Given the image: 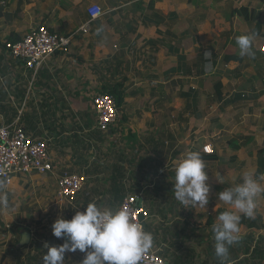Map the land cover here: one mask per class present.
Wrapping results in <instances>:
<instances>
[{
    "label": "crops",
    "instance_id": "crops-1",
    "mask_svg": "<svg viewBox=\"0 0 264 264\" xmlns=\"http://www.w3.org/2000/svg\"><path fill=\"white\" fill-rule=\"evenodd\" d=\"M93 3L100 5L102 15L90 22L88 32H79L80 26L89 20L87 7ZM236 3L237 0H0V127L19 126L30 138L46 140L52 165V172L42 177L35 173L14 176L12 184L3 187L7 199L37 177L44 182H52L57 189L58 174L65 171L82 175L85 183L71 206L74 212L83 211L90 202L101 208L115 209L127 194H138L147 212L144 230L153 236V246L149 251L162 257L166 264H195V254L208 249L210 258L204 259V255H199L200 264H221L214 252L211 231L221 212L213 209L198 213L199 206L187 209L174 198V165L187 152L179 148L184 140H180L173 131L167 133L166 130L146 138V148L152 158L148 157L146 167L142 166L143 158H140L141 161L137 158L142 131L131 126L136 117L129 112L123 113L122 102L117 108L116 122L107 131H100L96 126L92 97L114 84L121 85L124 99L135 97L131 99H135L133 102H140L141 94L146 90L144 97H149L151 101H157L158 95L150 94L172 90L169 82L162 76L157 77L158 72L155 71L147 77L138 74L127 89L123 88V82H113L114 71L121 73L120 63L112 68L110 62L128 57L132 48L141 45L144 37L152 36L158 40L153 49L144 50L142 57L147 56L150 62L165 60L169 69L178 58L180 60L184 56L187 61L190 54L195 57L199 53V61L202 62L205 52L199 51V48L195 53L190 52L195 44L203 48L212 45L214 51L210 49L209 52L221 55L228 45L234 43L238 46L236 38L248 33L249 29L251 32L259 23L260 36L257 35L254 41V54L264 58L261 49L264 45L261 39L264 32V0ZM250 16L255 19L250 20ZM40 23L52 32L69 35L70 38L66 48L50 55L33 78L32 72L26 70L21 60L10 56L6 43L18 40ZM222 24L226 26L222 30L227 31L228 38L220 42V39L212 37L211 43L207 42L204 39L205 28L211 25V29H216ZM210 36L209 33L207 38ZM86 43L87 51L84 53L83 45ZM219 45L220 50L217 48ZM88 52L90 55L87 57ZM151 67L156 68L157 64H149ZM122 77L123 81L126 80L124 74ZM137 98H140L139 101ZM152 123H157L156 118ZM164 124L166 122H163V128ZM253 160L256 165L255 150ZM165 170H169L171 176V179L165 178L167 182L158 177ZM44 182L42 187L48 188V183ZM104 190H112V195L108 196ZM116 190H120V195L115 196ZM222 190V186L216 187L217 193ZM217 193L215 196L218 198ZM219 207L222 212L229 210L228 205ZM180 209L184 212L179 215ZM11 218L7 207L0 205V252L10 242L14 243L11 238L16 237L9 224ZM201 221L207 226L200 230ZM240 227L243 231L241 236L245 239L252 230L242 224ZM19 230L16 232V243L20 239ZM247 247L240 250L246 252L244 255L252 251L251 238L250 246L245 250ZM37 249L40 253L41 247ZM231 250L233 246L229 248ZM5 253L7 258H12V253L22 257L21 251ZM229 258L228 264H234L239 259L230 257V252ZM21 261V264L27 263ZM39 264H42V259Z\"/></svg>",
    "mask_w": 264,
    "mask_h": 264
},
{
    "label": "rangeland",
    "instance_id": "rangeland-1",
    "mask_svg": "<svg viewBox=\"0 0 264 264\" xmlns=\"http://www.w3.org/2000/svg\"><path fill=\"white\" fill-rule=\"evenodd\" d=\"M241 1L245 2V0H237L236 4H239ZM223 27L226 26L222 24L216 29H211L212 26L208 25L204 30V36L206 37L204 39L211 43L212 37H214V40L220 39V42L226 37L228 38L227 31L225 29L222 30ZM240 31L243 33L245 32L243 29H240ZM248 32H250V29ZM209 33L211 36L208 39ZM217 34H219V36H217ZM192 35L194 36V34ZM262 36L263 38L261 37V39L264 41V32H262ZM151 37H144L141 41V45L132 48L128 53V57L125 59L120 61L112 60L109 64V66L112 64L113 68L114 64L120 63L119 68L122 74L114 71L115 75L113 76V82H123L124 89L129 88V85L134 82L138 74H140V77H147L151 71L158 72L156 76H162L169 82L172 89L170 92H154V94H150V96L158 95L157 101H151L149 97H144L147 90L145 93L141 94V99L137 98L138 101L140 99V102H133L135 99L133 101L131 100L135 97L123 99V113L129 112L132 116L136 117V121L131 126L142 131L140 133L142 143L137 158L139 160L143 158L142 161L140 160L141 165L146 167L148 157L152 158V156L149 155L150 153L146 148L148 143L144 140L151 135L157 136L159 133L158 131L165 132L166 130L167 133L173 131L175 135L180 137V140H184L183 143H180L179 148H183V150L187 152L199 151L201 153V146L203 144H211L213 150L216 152L219 151V154L217 153L219 159L214 162L205 163L206 171H208L209 176L207 181L210 186L209 199L205 209L200 208L198 213L205 210L211 212L213 209H221L219 206H226V204L215 196L217 193L216 187L222 186L224 189L233 187L237 183L242 182L244 173L254 174L256 169L253 160L254 150L256 157L257 149L264 147V58L254 54L253 57H242V61H230L225 64L221 61V53V55L219 54L217 56L216 64L212 66L211 69L206 70L205 62L199 61V53L195 55V57L194 54H190V58L185 61L189 64H196V67L192 70L193 75H188V73L183 74L178 71L168 72L170 68L167 69L169 66L167 61L158 60L156 62H150L147 56L142 57L144 50L153 49L156 44L155 41L158 40ZM87 39H90V37L87 36ZM191 46L190 44L189 47ZM211 46L207 47L206 45L205 48H203L202 45L195 44L190 48V52L195 53L198 48L199 51L202 52L209 51L210 49L213 52L214 46ZM231 46H235L234 48L239 54V47L234 43H232ZM217 48L220 50L221 45ZM83 49L85 53L87 51V43L83 45ZM89 55L90 53L88 52L86 56L88 57ZM139 58L141 60H139ZM138 60L140 62H138ZM178 62H180L179 58L173 62L172 67L177 66ZM149 64L151 66L157 64V67L149 68ZM202 69L207 71L206 75L211 74L212 76L220 77L223 85V97L229 100L235 92H241L244 95L242 100H239L237 103L228 102L225 104L213 98L208 99L202 92L197 96L196 103H193L192 99L182 98L181 92H186L190 86L199 88V79L205 76L199 74ZM123 74L126 77L124 81L122 79ZM180 76H182V78ZM147 79L149 80V78ZM122 110H119L121 116ZM152 115H154L153 119ZM155 118L157 123H152ZM161 120L166 122L164 128L162 126L163 122L159 123ZM125 126L130 127L129 125ZM118 129L120 130V127H118ZM250 137L251 139H248ZM232 142L241 143L240 149H234L232 147ZM168 144L165 146H168ZM116 150L117 149H115V151ZM187 152H184V155H186ZM174 164L175 163H173V165ZM217 174L223 176V184L216 181L215 177ZM43 175L44 174H40L41 177ZM158 177H161L162 181H166L165 178L171 179L169 170H165L161 175L158 174ZM43 182L42 178L37 177V179L30 180L25 185L21 184V190L18 193H13L11 197L7 199L6 207L12 217L10 219L11 223L9 222V224L14 236H16L15 238H11L12 242L15 243L17 238L16 232L19 230L16 228L19 227L30 230L32 239L29 244L22 246L18 251L15 249V245L12 246L13 243L10 242V244H7L3 251L4 253L0 252V264H21V260L27 262L26 264H39L46 251V249L43 248L45 243L49 245H59L64 242L63 238H57L53 235L52 223L58 216L70 219L72 217L70 214L74 212L73 207L67 206V204L58 205L56 202L57 189L55 185H52V182L45 181L44 183H48V188H44L41 185ZM259 182L264 185V176L259 179ZM106 191L108 192V196L112 195V190H104V192ZM215 197L217 199H214ZM178 203L180 204V202ZM180 205L181 207H185L183 204ZM186 207L187 209L195 208V205H186ZM182 212L184 211L180 209L179 215ZM215 213L218 214L217 212ZM256 214H259L264 222V194L256 199L255 215ZM202 222L204 221H201L200 230L204 226H207L205 222L204 225H202ZM251 230V233H248L245 239L242 237L237 244L233 245V250L229 251L230 257L239 258L234 264H264V230L258 228ZM242 232L243 231H241V233ZM250 238L252 239V246H256V248L253 249L252 247L251 253L244 255L240 250L244 249V246H250ZM38 244L39 247H41L40 253L37 252V250H39L37 249ZM206 250H202L201 254H195V264H200L199 255H204V259L210 258ZM6 251H21L22 257L19 258L18 255L12 253L13 257L7 258ZM84 255L85 254L81 253L79 250L76 252H66L64 256L65 264H80ZM35 260H38V262L36 263Z\"/></svg>",
    "mask_w": 264,
    "mask_h": 264
},
{
    "label": "clouds",
    "instance_id": "clouds-1",
    "mask_svg": "<svg viewBox=\"0 0 264 264\" xmlns=\"http://www.w3.org/2000/svg\"><path fill=\"white\" fill-rule=\"evenodd\" d=\"M256 37L257 32L251 31L236 38L241 57L254 56ZM211 56V52L205 51L206 59L210 61ZM211 67V62L205 65L206 70ZM208 179L201 153L188 151L174 166L172 190L175 200L205 209L210 191ZM215 179L224 183L219 174ZM262 194L264 185L254 174L247 172L243 174L242 182L217 193L219 200L229 206V210L217 216L211 228L214 252L221 264H227L229 248L242 238L241 215L254 218L256 199ZM0 205H7V193L2 186ZM52 233L64 242L59 245L45 243L42 264H65V253L77 250L85 254L80 264H140L153 246L152 234L145 231L140 222L133 221L128 210L101 208L95 202L88 203L83 211L76 210L70 219L58 216L52 223Z\"/></svg>",
    "mask_w": 264,
    "mask_h": 264
},
{
    "label": "built area",
    "instance_id": "built-area-1",
    "mask_svg": "<svg viewBox=\"0 0 264 264\" xmlns=\"http://www.w3.org/2000/svg\"><path fill=\"white\" fill-rule=\"evenodd\" d=\"M89 20L78 29L86 33L90 22L102 15L100 5L93 3L87 7ZM69 35L52 32L40 23L30 28L18 40L6 43L10 56L21 60L26 70L32 72L33 78L44 61L57 51L64 50L69 44ZM264 51V45L261 48ZM96 114V126L100 131H107L117 119V106L113 96L106 92H97L92 97ZM211 144L201 146V152L213 153ZM52 172L51 159L48 155L47 141L30 138L19 126L0 127V186L9 187L17 174H46ZM85 183V177L78 174L62 172L56 176L57 202L73 206L74 199ZM118 207L130 212L133 221L140 222V214L145 220L146 210L141 205L138 194H127ZM117 207V208H118ZM142 224V223H141ZM140 264H166L155 252L148 251Z\"/></svg>",
    "mask_w": 264,
    "mask_h": 264
},
{
    "label": "trees",
    "instance_id": "trees-1",
    "mask_svg": "<svg viewBox=\"0 0 264 264\" xmlns=\"http://www.w3.org/2000/svg\"><path fill=\"white\" fill-rule=\"evenodd\" d=\"M188 1H192V0H188ZM249 19L252 20V19H255V17L250 16ZM252 31L257 32V35L260 34L259 23ZM15 40L16 39H12V41H15ZM231 47H232L231 44L228 45L221 55V61L225 64H227L229 61H242V57L240 56V54L236 52L234 48L235 46L232 48ZM202 62H205V64L211 62L212 66H214L217 62V56L212 55L210 58V61L209 59H206L203 56ZM195 67H196L195 63L194 64L187 63L185 61V57L183 56L181 57L180 62H178L177 66L170 68L168 72L178 71V72H182L183 74L188 73V75H193L192 70ZM205 69H202L199 73L202 76L205 75L203 78L199 79V82H198L199 88L190 86V88H188L186 92H181L182 98L192 99V102L196 103L197 96L200 94V92H202L207 96L208 99L213 98V99H216V101L224 102L226 104L228 102H234L244 97V95L241 92H236L235 94H233V96L229 100H227L225 97H223V92H222L223 85H222L220 77L212 76L211 74L206 75L207 71ZM102 92H106L114 97L117 108L121 106L123 99H124V93L121 88V85L114 84L111 87L105 88L104 91ZM232 147L234 149H239L241 147V143L232 142ZM201 155L206 163L214 162L219 159L217 157V152L215 150L211 154H205L201 152ZM254 175L258 179H261V177L264 176V147L258 148L256 151V169H255ZM118 195H120V190H116L115 192V196H118ZM218 211L222 212V210L220 209H218ZM72 213H75V212H72ZM240 224L246 226V228L248 229L258 228V229L264 230V222H263L262 217L259 214H256L254 218H248L246 216L241 215ZM15 243H13L12 246H14ZM38 247H39V244H38ZM254 248H256V246H254L253 249ZM15 249L18 251L19 249H21V247L15 248ZM245 250H248V247Z\"/></svg>",
    "mask_w": 264,
    "mask_h": 264
},
{
    "label": "water",
    "instance_id": "water-1",
    "mask_svg": "<svg viewBox=\"0 0 264 264\" xmlns=\"http://www.w3.org/2000/svg\"><path fill=\"white\" fill-rule=\"evenodd\" d=\"M140 219H141V223H142L143 228H145V221L143 219V215L142 214H140ZM19 236H20V239L16 243L15 248H20L22 246H25V245L29 244L30 238H31L30 230H28L26 228H21L19 230Z\"/></svg>",
    "mask_w": 264,
    "mask_h": 264
}]
</instances>
